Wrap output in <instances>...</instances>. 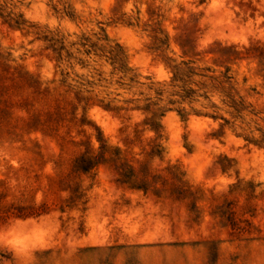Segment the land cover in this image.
<instances>
[{
  "label": "rangeland",
  "instance_id": "rangeland-1",
  "mask_svg": "<svg viewBox=\"0 0 264 264\" xmlns=\"http://www.w3.org/2000/svg\"><path fill=\"white\" fill-rule=\"evenodd\" d=\"M0 264H264V0H0Z\"/></svg>",
  "mask_w": 264,
  "mask_h": 264
}]
</instances>
